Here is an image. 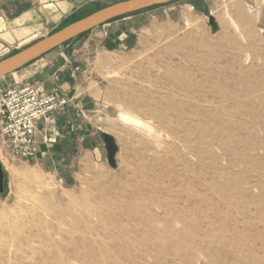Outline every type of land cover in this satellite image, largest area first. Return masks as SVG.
<instances>
[{
	"label": "rangeland",
	"instance_id": "374dc122",
	"mask_svg": "<svg viewBox=\"0 0 264 264\" xmlns=\"http://www.w3.org/2000/svg\"><path fill=\"white\" fill-rule=\"evenodd\" d=\"M120 1L0 0V61ZM80 39L72 67L70 42L27 70L76 87L78 121H108L119 168L87 127L5 158L0 264H264V0H181Z\"/></svg>",
	"mask_w": 264,
	"mask_h": 264
},
{
	"label": "water",
	"instance_id": "95a60500",
	"mask_svg": "<svg viewBox=\"0 0 264 264\" xmlns=\"http://www.w3.org/2000/svg\"><path fill=\"white\" fill-rule=\"evenodd\" d=\"M178 0H122L111 6L89 15L45 38L35 44L21 50L20 52L0 61V80L16 74L33 62L40 60L54 50L72 43L71 50L68 51V59L71 60V54L81 46L82 36L88 32L103 26L115 19L129 17L130 15L140 13L153 7H164L176 3ZM210 25L217 29L218 25L212 13H207ZM111 125L100 115L94 113L89 118V132L97 146L99 154L104 156L106 165L113 171L119 168L120 144L108 128ZM111 128V127H110ZM109 128V129H110ZM38 137H44V129L40 128ZM12 194L11 174L0 155V198L8 199Z\"/></svg>",
	"mask_w": 264,
	"mask_h": 264
},
{
	"label": "built area",
	"instance_id": "2783aa9c",
	"mask_svg": "<svg viewBox=\"0 0 264 264\" xmlns=\"http://www.w3.org/2000/svg\"><path fill=\"white\" fill-rule=\"evenodd\" d=\"M59 89L45 83L17 81L0 91V155L36 161L40 146L59 145L56 119L70 104ZM44 137L39 138V129Z\"/></svg>",
	"mask_w": 264,
	"mask_h": 264
},
{
	"label": "crops",
	"instance_id": "0c3cea01",
	"mask_svg": "<svg viewBox=\"0 0 264 264\" xmlns=\"http://www.w3.org/2000/svg\"><path fill=\"white\" fill-rule=\"evenodd\" d=\"M49 1L50 0H47V2H49ZM44 3H45V1H44ZM72 3H74V2H70V1L66 2L65 1V2H63V3L60 4L61 7H59V9H60V12H62V14L60 16V19H62L64 17V14L68 13V11L71 12L74 9L75 4H72ZM64 4H66V5H64ZM70 4H71V9L69 7ZM28 7H29V9H28ZM28 7L25 8V10H23V12L21 14H18V15H20V16H18V19L19 20L20 19H24V18H29L28 13L34 11V8L31 7V5L28 6ZM47 7L48 6L45 7L46 10H47ZM45 8H43V9H45ZM159 8H162V7H159ZM66 10H68V11L66 12ZM51 15L53 17L54 16V13H52ZM54 18H55V16H54ZM11 19H13L12 18V15H11ZM6 20L7 19H6L5 15H2L0 13V28H1L2 25H5V27H6V25H7L6 24ZM16 22H18V21H16ZM12 23H14V21H12ZM40 61L41 60H38V62H40ZM34 63H37V61L34 62ZM68 65H70V67H72L74 65L73 60H70L68 62ZM30 66H28V67L20 70L19 72H17L14 75H11V76H15V75H17V74H19L21 72H25V73H23V76L22 77L20 76V78H19L20 81H27V80H29V81H36L39 78L44 79V76H43L44 73H46L47 75H49V71L47 69H45L44 65L43 66L40 65L36 69H30L31 71H29V70H27V68H29ZM11 76H9V77H11ZM9 77H7V78H9ZM6 79H4V81L0 82V88L1 89L4 86L8 87V85L6 83ZM12 80H13L12 82H17L18 81V79H16V78H14ZM41 82H43V81H41ZM46 85L49 87L50 84L47 83ZM62 88L66 92L65 93V96H67L70 99L71 102L68 105V107L62 112V114L59 117H57V119L55 120L56 121V127H57V129L59 130V132L61 134V140H60L59 145H61V141H63V139L68 140V139L72 138L73 136H76L75 134L78 132V130L75 129L76 127H79L81 129L87 127L89 129V125H85L86 120L80 119L78 121V119H77V114L79 115V112H78L79 107L77 105H75V102L77 103V101H79L78 100L79 97L77 95L76 87H75V92L73 93V95H72V92H70V91H72L74 89V87L72 88L71 85H70V83L68 84V82H67L66 84L63 85ZM75 121L78 122V123L75 124L74 123ZM73 131H74V134H73ZM9 157L13 161L24 162L22 159L15 158V157H12L10 155H9Z\"/></svg>",
	"mask_w": 264,
	"mask_h": 264
},
{
	"label": "bare ground",
	"instance_id": "6f19581e",
	"mask_svg": "<svg viewBox=\"0 0 264 264\" xmlns=\"http://www.w3.org/2000/svg\"><path fill=\"white\" fill-rule=\"evenodd\" d=\"M2 81H4V79H2V80H0V82H2ZM7 88V87H6ZM5 88V89H6ZM122 115V119H123V121H127V120H129V118L126 116V115H124V114H121ZM133 121V120H132ZM129 122V121H128ZM136 122V121H135ZM76 216V215H75ZM75 218V217H74ZM90 228V227H89ZM92 229V228H91ZM64 232H66V231H64ZM89 232V231H88ZM94 232V231H93ZM59 233V232H58ZM67 234V233H66ZM60 236V235H59ZM71 236V235H70ZM83 237V236H82ZM85 238V237H84ZM81 239H83V238H81ZM86 239V238H85ZM88 239H90V238H88ZM92 240H94V239H92ZM58 241V240H57ZM60 241V240H59ZM67 242V241H66ZM72 242V241H71ZM70 242V243H71ZM58 243V242H57ZM60 243V242H59ZM93 243H94V241H93ZM102 243V242H101ZM105 243V242H104ZM62 245H63V242H62ZM94 245V244H93ZM92 245V246H93ZM99 247V246H98ZM97 247V248H98ZM58 248V247H57ZM105 248V247H104ZM57 250H59V249H57ZM99 250V249H98ZM73 256H74V258H77V256H78V252L75 250L74 252H73ZM256 261V260H255ZM70 263V262H69ZM64 264V263H63Z\"/></svg>",
	"mask_w": 264,
	"mask_h": 264
},
{
	"label": "trees",
	"instance_id": "16d2710c",
	"mask_svg": "<svg viewBox=\"0 0 264 264\" xmlns=\"http://www.w3.org/2000/svg\"><path fill=\"white\" fill-rule=\"evenodd\" d=\"M178 1H181V0H178ZM178 1H177V2H178ZM155 8H158V7H153V8L147 9V10L142 11V12H146V11H149V10H151V9H155ZM140 13H141V12H140ZM136 14H137V13H136ZM119 19H123V18H119ZM119 19H115V20H113V21H116V20H119ZM113 21H111V22H113ZM109 23H110V22H109ZM58 31H59V30H58ZM92 31H93V30H92ZM92 31H90V32H92ZM90 32H88V33L85 34V35H88ZM54 33H55V32H54ZM56 50H57V49H56ZM54 51H55V50H54ZM49 54H50V53H49ZM43 57H45V56H43ZM43 57H42V58H43ZM40 59H41V58H40ZM33 63H34V62H33ZM33 63H31V64H33ZM31 64H30V65H31ZM28 66H29V65H28ZM28 66H27V67H28ZM25 68H26V67H25Z\"/></svg>",
	"mask_w": 264,
	"mask_h": 264
}]
</instances>
